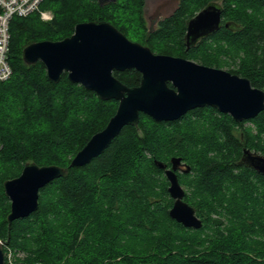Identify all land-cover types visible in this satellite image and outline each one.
<instances>
[{"label":"trees","instance_id":"obj_1","mask_svg":"<svg viewBox=\"0 0 264 264\" xmlns=\"http://www.w3.org/2000/svg\"><path fill=\"white\" fill-rule=\"evenodd\" d=\"M179 0L149 28L144 0H43L39 12L10 20L8 61L0 81V240L5 264H264V175L241 163L244 148L264 152V110L236 122L210 106L173 121L140 113L97 157L70 161L105 127L118 102L68 80L48 79L45 66L26 64L23 48L70 36L79 22L106 21L153 53L179 56L250 79L264 90V0H220L221 26L186 48V22L209 2ZM227 24L228 26H225ZM128 87L135 69L113 70ZM246 122L254 124L255 133ZM189 165L178 173L184 201L202 220L198 229L169 216L173 199L161 161ZM28 163L66 172L39 190L38 208L8 224L3 183ZM13 253L9 262L6 251ZM22 253L18 257L17 253Z\"/></svg>","mask_w":264,"mask_h":264},{"label":"water","instance_id":"obj_2","mask_svg":"<svg viewBox=\"0 0 264 264\" xmlns=\"http://www.w3.org/2000/svg\"><path fill=\"white\" fill-rule=\"evenodd\" d=\"M96 1L103 5L115 0ZM221 13V5L212 1L187 20V49L220 28ZM22 58L26 64L42 62L52 82H58L66 72L69 81L94 91L100 99L118 102L105 127L76 152L70 166H83L99 156L124 126L138 124L140 113L155 121H173L189 110L210 106L241 122L264 110V90L253 86L249 78L187 58L153 53L106 21L79 22L63 39L32 42L23 48ZM125 69L140 73L137 86L124 85L112 73ZM241 163L264 175V156L244 148ZM155 164L164 170L167 191L173 199L169 216L185 227L200 228L202 220L184 201L185 191L176 173L180 165L188 172L189 165L180 157H172L169 167L161 161ZM65 172L56 165L28 163L18 176L6 180L3 189L10 200L8 224L36 211L39 190ZM0 264H5L1 245Z\"/></svg>","mask_w":264,"mask_h":264},{"label":"built area","instance_id":"obj_3","mask_svg":"<svg viewBox=\"0 0 264 264\" xmlns=\"http://www.w3.org/2000/svg\"><path fill=\"white\" fill-rule=\"evenodd\" d=\"M42 2L43 0H0V81L8 79L12 74L8 61L11 18L25 17L33 12H39L43 20L51 19L50 11L40 10Z\"/></svg>","mask_w":264,"mask_h":264},{"label":"rangeland","instance_id":"obj_4","mask_svg":"<svg viewBox=\"0 0 264 264\" xmlns=\"http://www.w3.org/2000/svg\"><path fill=\"white\" fill-rule=\"evenodd\" d=\"M178 2H179V0H144L143 15H144V18L146 20V25L150 29L151 28H155L157 26V22L159 20H161L162 18L170 15L174 11V9L178 5ZM216 2L218 4H220L221 1L217 0ZM40 18H41V16H40ZM43 21H47V20H43ZM223 69L226 70L227 68H223ZM244 126L250 127L252 129V132L255 133L254 124H252L250 122H246L244 124ZM261 138H262V140H264V133H263ZM250 150L252 152H255L257 154H260V155L264 156V152H262V151H256V150H253V149H250ZM182 188L184 189V187H182ZM2 244H3V242H2ZM2 244H0V245L3 246ZM17 256L18 257H22L23 254L19 252V253H17ZM6 257H7V260L9 262H13L14 261L13 253L9 249L6 251Z\"/></svg>","mask_w":264,"mask_h":264},{"label":"flooded vegetation","instance_id":"obj_5","mask_svg":"<svg viewBox=\"0 0 264 264\" xmlns=\"http://www.w3.org/2000/svg\"><path fill=\"white\" fill-rule=\"evenodd\" d=\"M182 162V161H181ZM183 163V162H182ZM184 169V166L183 165H180L179 167H178V169H177V171H176V173H177V175H178V173H182L183 170Z\"/></svg>","mask_w":264,"mask_h":264}]
</instances>
